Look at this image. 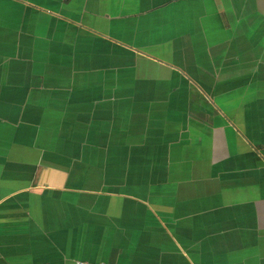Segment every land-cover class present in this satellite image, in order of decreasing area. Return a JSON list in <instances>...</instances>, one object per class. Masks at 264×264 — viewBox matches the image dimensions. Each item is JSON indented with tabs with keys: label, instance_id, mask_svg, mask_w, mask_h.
I'll list each match as a JSON object with an SVG mask.
<instances>
[{
	"label": "crops",
	"instance_id": "1",
	"mask_svg": "<svg viewBox=\"0 0 264 264\" xmlns=\"http://www.w3.org/2000/svg\"><path fill=\"white\" fill-rule=\"evenodd\" d=\"M264 264V0H0V264Z\"/></svg>",
	"mask_w": 264,
	"mask_h": 264
},
{
	"label": "built area",
	"instance_id": "2",
	"mask_svg": "<svg viewBox=\"0 0 264 264\" xmlns=\"http://www.w3.org/2000/svg\"><path fill=\"white\" fill-rule=\"evenodd\" d=\"M74 264H86V262L82 260H75Z\"/></svg>",
	"mask_w": 264,
	"mask_h": 264
}]
</instances>
